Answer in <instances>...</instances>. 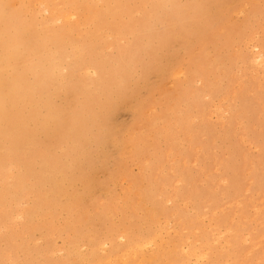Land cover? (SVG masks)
Returning a JSON list of instances; mask_svg holds the SVG:
<instances>
[{
  "label": "rangeland",
  "instance_id": "1",
  "mask_svg": "<svg viewBox=\"0 0 264 264\" xmlns=\"http://www.w3.org/2000/svg\"><path fill=\"white\" fill-rule=\"evenodd\" d=\"M8 41L0 264H264V0H0Z\"/></svg>",
  "mask_w": 264,
  "mask_h": 264
},
{
  "label": "bare ground",
  "instance_id": "2",
  "mask_svg": "<svg viewBox=\"0 0 264 264\" xmlns=\"http://www.w3.org/2000/svg\"><path fill=\"white\" fill-rule=\"evenodd\" d=\"M245 4V3H244ZM242 11H243V9H241ZM9 36V35H8ZM14 44L11 42V41H8V42H3V48H4V50L7 52L8 50H9V54L7 55V56H5V57H3V59L0 61V63L1 62H4V61H10V60H12V59H14V57L16 56V50L14 49ZM7 54V53H6ZM5 54V55H6ZM6 58V59H5ZM5 59V60H4ZM261 59V58H260ZM262 60V59H261ZM177 76H179V75H177ZM1 88H3L4 90H7V92L5 91V92H2L3 90L1 89ZM20 98V96H19V94H17L16 93V87H15V84H13V83H6V82H4V81H2V79H0V114H1V117L3 118V117H5V116H7V113L3 110L4 109V107H5V105L6 104H10V106L11 107H15V103L18 101V99ZM10 119V121L9 122H12V121H14L15 120V117L13 118V119H11V118H9ZM2 133H7V130H3V131H1ZM200 148V147H199ZM195 162V161H194ZM214 170H216V169H214ZM217 172V171H216ZM248 174V173H247ZM176 183H178L177 181H176ZM247 189H248V187H247ZM261 201V200H260ZM263 207V206H262ZM255 209V208H254ZM258 209V208H257ZM256 211V210H255ZM215 212V211H214ZM213 212V213H214ZM256 214V213H255ZM203 218V217H202ZM253 219V218H252ZM245 220V219H244ZM168 221H166V223H167ZM169 223V222H168ZM214 226V225H213ZM164 228V227H163ZM229 229V228H228ZM172 230V229H171ZM228 231V230H227ZM161 234V233H160ZM159 234V235H160ZM220 237H222V235L220 236ZM120 238V237H119ZM123 240V239H122ZM216 240V239H215ZM149 242H151L152 243V240L151 241H149ZM146 244H144V246H145ZM102 246H104V245H102ZM148 246H149V244H148ZM146 247V246H145ZM182 247V246H181ZM143 248V247H142ZM147 248V247H146ZM183 248V247H182ZM113 250V249H112ZM185 250H186V248H185ZM128 251V250H127ZM184 251V250H183ZM187 251V250H186ZM251 251V250H250ZM185 252V251H184ZM189 252V251H188ZM128 253V252H127ZM205 254V253H204ZM203 254V255H204ZM247 254V253H246ZM250 254V253H249ZM200 255H202V254H200ZM203 257V256H202ZM201 256H200V258H202ZM204 257H205V255H204ZM196 259H197V257H195ZM199 258V257H198ZM109 260V259H108ZM206 260V259H205ZM200 261V260H199ZM86 262V261H85ZM89 262V261H88ZM201 264V263H200Z\"/></svg>",
  "mask_w": 264,
  "mask_h": 264
}]
</instances>
